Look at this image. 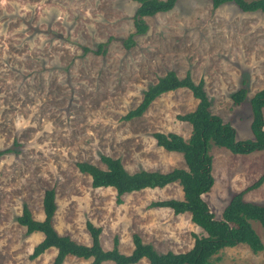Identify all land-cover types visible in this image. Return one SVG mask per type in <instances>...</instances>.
<instances>
[{"label": "rangeland", "instance_id": "rangeland-1", "mask_svg": "<svg viewBox=\"0 0 264 264\" xmlns=\"http://www.w3.org/2000/svg\"><path fill=\"white\" fill-rule=\"evenodd\" d=\"M138 5L0 0V150L10 149L0 155V264H52L54 248L30 257L43 235L27 234L16 220L23 203L42 220L43 192L51 187L57 203L53 226L78 243H90L85 226L90 221L101 229L104 250L117 238L119 250L129 253L133 234L160 253L192 246L202 230L189 213L150 205L181 199L178 183L125 193L118 203L113 188H93L90 176L76 167L86 161L105 168L104 155L120 159L130 173L186 169L181 154L158 146L152 134L189 137L190 125L176 117L197 104L189 89L165 92L142 115L122 119L168 70L179 77L188 73L195 82L202 78L212 114L234 128L236 139H253L248 100L264 86V12L178 0L170 11L144 17L148 29L136 34L132 16ZM130 35L134 45L127 49L122 43ZM99 43L104 54L83 49ZM242 85L247 99L235 104L231 95ZM209 154L214 182L203 198L219 219L231 195L264 172V151L240 155L212 144ZM244 199L263 203L264 182ZM252 226L261 251L246 244L225 247L211 264H264V230L256 221ZM90 262L67 256L62 264Z\"/></svg>", "mask_w": 264, "mask_h": 264}, {"label": "trees", "instance_id": "trees-1", "mask_svg": "<svg viewBox=\"0 0 264 264\" xmlns=\"http://www.w3.org/2000/svg\"><path fill=\"white\" fill-rule=\"evenodd\" d=\"M139 5L135 9L132 21L136 34H143L148 29L144 17L170 11L178 0H136ZM232 3L242 12H264V0H211L213 8L222 4ZM123 46L134 45L132 36L123 40ZM84 51L96 54L105 52L104 43L97 48L84 47ZM187 88L197 99L195 108L184 114H178L177 119L190 125V135L187 139L169 132L152 134L158 146L167 151L180 153L186 169L173 168L167 172L141 169L130 173L122 165L120 159L101 155L100 159L105 168L92 163L76 162L79 172L88 174L93 188L111 187L116 192V202H121L125 193L146 188H161L176 182L182 191L181 199H164L152 202L155 207L170 208L174 214L189 213L190 220L198 226L202 233L194 235L192 246L184 252H158L150 243H144L137 234L132 235L133 249L122 253L118 248L117 238L113 239L110 249H103L100 244L101 229L90 221L85 223L90 235V243H78L67 235H59L53 226V218L57 210L55 188L44 189L42 197L43 219L32 217L26 203L22 204L20 215L16 216L18 224L25 227L26 233L39 232L43 235L30 255L34 258L50 248L56 250L52 264H62L67 256L91 259L90 264H102L110 261L113 264H135L145 258L148 264H211L214 257L225 247L246 244L250 250L257 253L263 249V243L252 226L256 221L264 230V202L247 201L244 195L258 188L264 182V172L250 185L234 192L225 205L218 219L209 210L203 195L213 186L212 157L209 149L212 144L228 150L233 154L248 155L264 151V86L256 91L248 103L252 119L250 129L253 139H236V131L222 119L210 111V101L204 89V81L200 78L195 82L187 73L179 77L174 70H168L158 78L157 83L150 85L145 91L139 104L130 109L122 119L129 120L143 114L150 103L161 94L178 88ZM235 104H241L247 99V88L242 85L231 95ZM10 149L0 150V155Z\"/></svg>", "mask_w": 264, "mask_h": 264}]
</instances>
